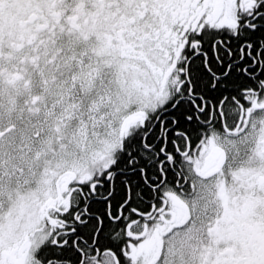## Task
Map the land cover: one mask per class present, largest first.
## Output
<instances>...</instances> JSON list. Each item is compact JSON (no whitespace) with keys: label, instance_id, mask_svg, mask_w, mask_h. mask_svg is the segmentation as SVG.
Masks as SVG:
<instances>
[{"label":"snow or ice","instance_id":"6c2138e0","mask_svg":"<svg viewBox=\"0 0 264 264\" xmlns=\"http://www.w3.org/2000/svg\"><path fill=\"white\" fill-rule=\"evenodd\" d=\"M0 264H264V0H0Z\"/></svg>","mask_w":264,"mask_h":264}]
</instances>
